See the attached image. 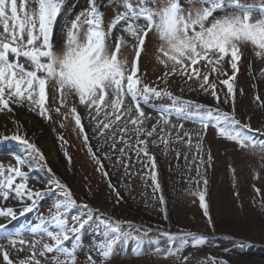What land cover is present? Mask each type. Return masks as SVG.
Instances as JSON below:
<instances>
[{"label": "snow or ice", "instance_id": "snow-or-ice-1", "mask_svg": "<svg viewBox=\"0 0 264 264\" xmlns=\"http://www.w3.org/2000/svg\"><path fill=\"white\" fill-rule=\"evenodd\" d=\"M64 3L65 0H0V113L13 112L12 105H27L30 111L50 120L47 105L51 94L53 102L58 101L55 108L58 115L61 108H68L63 113L65 119L70 116L74 120L97 171L113 191H116L115 186L93 151L77 106L67 104L70 96H75L95 121L99 135L111 133L112 151L120 157L116 163L121 164L127 174L132 175L129 152H134L136 162L149 169L154 193L161 188L149 141L157 147L163 144L165 150L170 144L181 142L191 148L193 134L185 131V122L199 126L195 133L198 153L202 150L203 135L213 127L218 135L235 142L241 149L264 156V138L251 135L250 126L242 125L235 115V81L243 48L250 45L257 58H264V0L249 3L243 0H111L115 15L107 24L97 0H85V7L57 33ZM153 37L158 41L156 62L164 72L149 84L144 79L146 73L141 71V61ZM129 43L131 60L123 55ZM226 60L232 69L230 76L223 71ZM204 68L208 71H202ZM213 74L228 77L220 83L227 89L223 102L231 103L230 112L219 107L221 98L216 83L210 81ZM177 76L185 83L198 82L199 89L210 95L216 106L184 100L169 91L170 79ZM183 90L181 87L180 91ZM162 99L170 103H154ZM260 106L264 107V101ZM145 108L157 113L156 123L151 128L145 126L153 119ZM101 116L103 119H99ZM173 119L180 123H173ZM12 139L25 146L28 158H18L15 166L0 165V199L7 201L12 197L25 204L20 211L24 216L36 209L44 193L29 187V176L22 169L47 168L50 174L52 170L35 144L19 135ZM59 139L63 141V137ZM65 156L70 163L67 152ZM105 159L111 157L106 154ZM197 159L200 165L205 163L202 156H194L193 162ZM211 159L209 154V166ZM203 183L205 191L199 193L200 207L211 226L206 202L207 179ZM53 187L60 190L62 199L54 202L48 217L41 216L35 225H26L22 230L10 231L8 225L0 224V241L8 246L0 244L4 264H14L9 248L26 253L19 264H76L77 253L82 248L81 233L93 223L98 231L103 228L102 242L94 246L103 264H108L119 244L129 240H135L137 251L143 253L148 230L134 235L133 225L129 224L125 231L119 222L106 219L103 214L96 216L87 204L77 205L71 190L58 179L49 182V190ZM116 195L119 202L122 197L118 191ZM159 200L161 205L165 204L162 194ZM26 201L31 203L26 204ZM78 207L87 211L71 214ZM0 218L15 219L16 211L11 207L0 208ZM140 231L135 229L136 233ZM160 235L167 239L166 249L158 240L148 243L155 245L154 251L163 259L178 256L188 246V237L192 238V247L206 243L203 236L192 233L160 232ZM87 262L96 264L91 254Z\"/></svg>", "mask_w": 264, "mask_h": 264}, {"label": "rangeland", "instance_id": "rangeland-1", "mask_svg": "<svg viewBox=\"0 0 264 264\" xmlns=\"http://www.w3.org/2000/svg\"><path fill=\"white\" fill-rule=\"evenodd\" d=\"M243 2L249 3L252 0ZM97 6L103 12L107 24L115 15L111 0H97ZM84 7L85 0H65L58 18L57 33ZM157 45L158 41L153 37L148 43L147 54L143 55L141 61V71L146 73L144 79L149 84L157 81V77L164 72V68L156 62ZM123 55L129 60L132 59L130 43L123 50ZM262 70L264 58H257L253 48L250 45L245 46L235 81L237 89L235 115L242 125L250 126L252 129L250 134L257 139L264 138V107L260 106V102L264 101ZM202 71L208 69L204 68ZM223 71L229 76L232 74L227 60L223 64ZM227 78L224 75L213 74L210 81L216 83V90L221 98L219 107L230 112L231 103L223 102L227 89L220 83V80ZM170 85L169 91L184 100L216 106L215 100L204 94L196 81L185 83L183 78L177 76L170 79ZM160 87H165L162 81ZM181 87L184 89L183 92L180 91ZM257 96L260 98L259 101L256 99ZM154 103L167 105L170 101L162 99ZM67 104L69 107L77 106L93 151L100 157L116 191L109 187L105 177L97 171V165L90 157L74 120L70 116L65 119L63 113H66L68 108H61V114L58 115L55 112L58 101L53 102L50 94L47 105L52 117L50 120L42 118L36 111H30L27 105H12L13 112L0 113V165L7 168L15 166L18 158H28L25 146L12 139L13 136L19 135L39 148L46 158L47 167L52 170L50 174L47 168L22 169L29 176V187L44 194L38 201L36 209L24 216L20 215V211L25 204L19 202V206H16L15 203H10V199L7 201L0 199V208L11 207L16 211L15 219L0 218V224L8 225L10 231L22 230L26 225H35L41 216L48 217L54 202L62 199L59 189L53 187L49 190V182L58 179L71 190L77 205L87 204L96 216L103 214L104 218L119 222L125 231L128 230L129 224L133 225L134 235H142L144 230L149 231L142 254L137 251L135 240H129L115 248V254L108 264H185L184 258L187 264L264 263V156L241 149L235 142L218 135L213 127H209L203 135L202 150L198 153L195 147L197 142L195 133L199 126L185 122V131L193 134L191 148L181 142L172 143L168 150H165L163 144L157 147L151 140L149 141V152L155 156L161 188V191L154 193L149 169L136 162L134 152L128 153L132 157L130 161L132 166L129 169L132 175H129L121 164L116 163L120 157L118 153L112 151V141L109 138L111 133L99 135L95 121L90 118L85 108L78 104L75 96L68 97ZM145 111L153 117L145 124L151 128L156 123L157 113L151 108H145ZM99 119H103V116ZM172 122L180 123L175 119ZM59 137H63V141ZM65 152L71 157L70 163ZM106 154L111 159H105ZM209 154L212 158L210 166ZM194 156H202L205 163L200 165L199 159L193 162ZM204 179L208 181L206 202L212 221L211 226L208 217L203 214L199 201V193L205 191ZM117 191L122 197L119 202ZM161 194L165 200L164 205H161L159 200ZM86 211L87 209L78 207L73 209L71 214ZM136 228L141 231L136 233ZM102 230L101 226L98 231L96 224L93 223L82 231V248L77 253L76 264H88L89 254L96 260V264H103L94 250V246L102 242L100 235ZM160 232L201 235L206 239V243L201 247H192V238L188 237V246L178 256L163 259L154 251L155 245L148 243L150 240H158L166 249L167 239L161 236ZM0 244L8 247L4 241H0ZM9 255L14 264H19V259L26 253H17L9 248ZM0 264H4L2 255Z\"/></svg>", "mask_w": 264, "mask_h": 264}, {"label": "bare ground", "instance_id": "bare-ground-1", "mask_svg": "<svg viewBox=\"0 0 264 264\" xmlns=\"http://www.w3.org/2000/svg\"><path fill=\"white\" fill-rule=\"evenodd\" d=\"M9 199H10V203L12 202V204H14V203H15V204H16V206H19V205H18V204H19V201H18L17 199H15V198H12V197H10ZM260 264H264V263H262V262H261Z\"/></svg>", "mask_w": 264, "mask_h": 264}]
</instances>
